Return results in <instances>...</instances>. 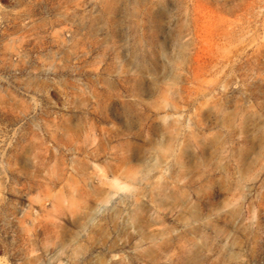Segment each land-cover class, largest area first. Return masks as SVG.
<instances>
[{
  "label": "rangeland",
  "instance_id": "1",
  "mask_svg": "<svg viewBox=\"0 0 264 264\" xmlns=\"http://www.w3.org/2000/svg\"><path fill=\"white\" fill-rule=\"evenodd\" d=\"M0 264H264V0H0Z\"/></svg>",
  "mask_w": 264,
  "mask_h": 264
}]
</instances>
